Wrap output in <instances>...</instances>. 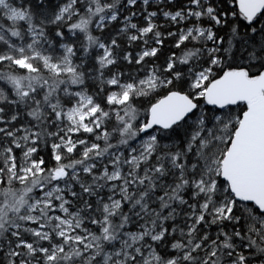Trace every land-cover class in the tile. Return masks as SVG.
I'll return each instance as SVG.
<instances>
[{
    "label": "snow or ice",
    "instance_id": "obj_1",
    "mask_svg": "<svg viewBox=\"0 0 264 264\" xmlns=\"http://www.w3.org/2000/svg\"><path fill=\"white\" fill-rule=\"evenodd\" d=\"M0 264H264V0H0Z\"/></svg>",
    "mask_w": 264,
    "mask_h": 264
}]
</instances>
